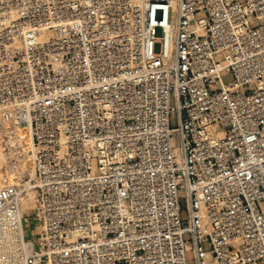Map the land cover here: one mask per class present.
<instances>
[{"label": "built area", "instance_id": "2783aa9c", "mask_svg": "<svg viewBox=\"0 0 264 264\" xmlns=\"http://www.w3.org/2000/svg\"><path fill=\"white\" fill-rule=\"evenodd\" d=\"M0 141L23 264H264V0H0Z\"/></svg>", "mask_w": 264, "mask_h": 264}, {"label": "bare ground", "instance_id": "6f19581e", "mask_svg": "<svg viewBox=\"0 0 264 264\" xmlns=\"http://www.w3.org/2000/svg\"><path fill=\"white\" fill-rule=\"evenodd\" d=\"M170 45V41L168 42ZM220 83L213 85L219 87ZM27 165L24 160L7 154L0 141V184L5 180L8 184L20 188L26 177ZM21 214L30 213L37 208L36 192L26 188L20 197ZM24 227L13 223L5 215L0 214V264H23L21 240Z\"/></svg>", "mask_w": 264, "mask_h": 264}, {"label": "rangeland", "instance_id": "374dc122", "mask_svg": "<svg viewBox=\"0 0 264 264\" xmlns=\"http://www.w3.org/2000/svg\"><path fill=\"white\" fill-rule=\"evenodd\" d=\"M155 36L156 37H161L162 36V33H161L160 29H158V28L156 29ZM153 50L156 53L159 52L160 51V45L159 44H155ZM221 80H222V82L224 84H226V83H228V82H230L232 80V77L230 75H226V76H223ZM179 217H180V220L182 222H185L187 220V211H186L184 206L180 210ZM30 222H31L30 225H25L24 236H25L26 239L35 241V238L31 235V232H30L34 228V223L31 220H30ZM183 240L184 241L189 240V236L187 234H184L183 235ZM203 250L204 251H209L210 250V247H209V245L207 243H205L203 245ZM185 260L187 261L188 264H192L193 253L191 251H188V252L185 253Z\"/></svg>", "mask_w": 264, "mask_h": 264}]
</instances>
